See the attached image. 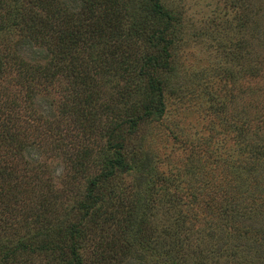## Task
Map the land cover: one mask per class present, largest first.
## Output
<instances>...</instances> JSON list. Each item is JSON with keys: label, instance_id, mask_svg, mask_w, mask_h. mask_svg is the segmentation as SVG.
Masks as SVG:
<instances>
[{"label": "trees", "instance_id": "16d2710c", "mask_svg": "<svg viewBox=\"0 0 264 264\" xmlns=\"http://www.w3.org/2000/svg\"><path fill=\"white\" fill-rule=\"evenodd\" d=\"M180 26V14L164 0H81L78 9H71L64 0L0 1V32L6 30L12 36L16 33L49 52L47 61L35 64L17 57L10 46L5 48L6 54L0 52V80L8 74L9 83L18 84L19 92L25 86L29 102L24 110L10 112V121L25 123L19 130L14 122L7 121V109L0 107V147L4 154H23L31 144V131L38 134L29 109L35 87L59 77L73 90L72 99L61 107V115L73 121L70 128L91 135L98 131L106 140L100 160L92 155L96 150L86 146L64 153L74 174L89 179L82 198L67 211L66 220L54 218V209L46 208L41 201L32 215L18 219L26 233L17 240L12 239V234H1L9 227L7 222L15 226L14 219L0 221V225H6L0 226V264H29L36 253L45 257L47 264H127L134 256L146 258L143 264H210L209 255L218 253L217 264H231L232 257H237L225 246L217 253L211 243L207 252L197 248L200 245L198 238L194 239L195 224L188 229L183 226L189 219L199 222L198 210L192 209L190 203L187 210L177 208L186 201L181 189L175 194L165 191L168 194L162 196L157 185L162 181L167 190L170 177L157 171L141 144L135 147V136H142L141 125L166 112V74L175 69L172 49ZM242 47L245 46L239 40L237 47L229 50L232 62L244 59ZM249 69L257 76L253 67ZM218 73L230 76L233 71L226 65ZM109 83L111 89H104ZM254 107L260 116L256 126L252 125L253 118L243 123L233 120L234 132L240 138L237 151L254 156L245 167L251 174L264 162V132L259 131L264 127V95ZM221 108L226 110L228 105L222 102ZM60 126L58 123L55 128L60 130ZM38 138L37 135L33 140ZM241 142H246L245 147ZM9 163L14 164L8 162L0 172L9 175ZM94 165L100 171L90 175ZM128 167L141 188L137 195L133 188L115 184L118 172ZM228 187L231 186L225 184L226 192L221 191L215 199L209 196V200H203L208 209L214 201L218 214L227 216V222L231 220V205L234 212L240 210L233 204L236 195ZM168 195L169 223L162 234L150 210L155 200L162 201ZM218 224H224L223 218ZM89 248L92 256L87 259L84 252Z\"/></svg>", "mask_w": 264, "mask_h": 264}, {"label": "rangeland", "instance_id": "374dc122", "mask_svg": "<svg viewBox=\"0 0 264 264\" xmlns=\"http://www.w3.org/2000/svg\"><path fill=\"white\" fill-rule=\"evenodd\" d=\"M64 2L71 9H78L81 5V0ZM164 2L181 17L178 37L172 49L175 69L166 74L169 84L165 91V114L141 125L139 133L142 136H135V147L141 144L153 164L157 165V171L167 179L170 177L167 190L162 181L157 185L161 188L159 192L164 193L162 196L171 192L175 194L181 189L186 201L177 208L187 210L192 204V209L198 210L199 222L189 219L183 226L188 229L195 224L194 239L198 238L200 245L197 248L207 252L210 249L206 248L211 243L217 253L225 246L227 252L235 251L237 255L232 257L231 264H264V162L252 174L245 171L254 156L237 151L236 143L240 138L234 132L233 121L238 119L243 123L253 118L252 125L256 126L260 119L254 104L264 95V0ZM8 33L6 30L0 32L2 54H6L5 48L10 46L15 49L17 57L21 56L29 63L47 61L49 52L46 47L27 41L16 33L13 36ZM239 40L245 46L241 48L244 59L232 62L228 52L237 47ZM226 65L232 68L230 76L218 73L221 66ZM250 67L257 71V76L251 74ZM7 75L0 80V107L7 109V121L14 122L17 126L14 128L19 130L25 123L10 121L9 116L10 112L15 113L29 104L27 89L23 86L19 92L21 88L18 84H10ZM68 85L59 77L50 83L39 82L35 87L29 109L35 117L38 134L31 131V144L23 150L25 156L4 154L0 147V170L8 162L14 163H9V175L0 172V221L13 218L15 224L10 227L11 222H7L9 227L1 234H12L13 240L26 233L18 219L28 218L37 211L39 202L44 201L43 206L54 209V218L66 220L69 208L76 206L85 193L89 179L74 174L75 170L65 162L64 153L70 154L86 146L96 150L92 155L100 160L99 156L104 151L106 140L98 131L91 135L82 129H71L73 121L61 115L62 105L73 96ZM111 86L109 83L104 89H111ZM222 102L228 105L226 110L221 108ZM58 123L61 124L60 130L55 128ZM259 131L264 132V127ZM37 135L40 138L36 142L33 138ZM245 143L241 142L243 147ZM99 171V166L94 165L90 175ZM134 178V171L128 167L126 171L118 172L115 184L127 186L130 190L133 188L137 195L141 188ZM225 184L231 186L228 188L236 195L233 204L240 207L239 212H234L231 205L229 222L227 216L218 214L214 201L209 209L203 201L209 200V196L215 199L221 191L226 192ZM168 199L169 195L162 201L155 200L150 210L151 216L161 226L159 233L162 234L169 223ZM222 218L224 224L219 225ZM32 220L30 216L29 223ZM84 254L89 259L92 256L90 248ZM218 254L209 255L210 264H217ZM34 256L29 264H47L45 257L38 253ZM146 261V258L134 256L128 259L127 264Z\"/></svg>", "mask_w": 264, "mask_h": 264}]
</instances>
